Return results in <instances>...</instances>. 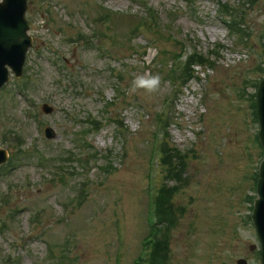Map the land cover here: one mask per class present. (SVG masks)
Segmentation results:
<instances>
[{
	"label": "rangeland",
	"instance_id": "rangeland-1",
	"mask_svg": "<svg viewBox=\"0 0 264 264\" xmlns=\"http://www.w3.org/2000/svg\"><path fill=\"white\" fill-rule=\"evenodd\" d=\"M222 1L235 8L225 20L242 26L222 23L217 0L29 1L35 50L0 91V147L11 157L0 172V264L144 258L167 177L156 148L164 124V141L189 150L160 209L171 223L165 264L260 263L246 199L261 160L250 98L264 77V0ZM147 15L157 21L133 32ZM218 46L197 80L172 85L175 55L178 71L186 55Z\"/></svg>",
	"mask_w": 264,
	"mask_h": 264
},
{
	"label": "water",
	"instance_id": "water-1",
	"mask_svg": "<svg viewBox=\"0 0 264 264\" xmlns=\"http://www.w3.org/2000/svg\"><path fill=\"white\" fill-rule=\"evenodd\" d=\"M11 2V3H10ZM7 10L0 12V88L7 81V69L9 66L17 77L21 75L25 52L31 46V40L26 37L25 31L28 26L23 20L25 0H18L15 4L12 0H6ZM17 27L10 29L9 27ZM46 112L51 109L45 108ZM256 114L260 130L259 141L263 148V160L259 167V179L257 182V196L251 216L258 240L261 245V264H264V79L260 82L256 93ZM52 130H48L47 137L54 138ZM5 153L0 152V163L5 162ZM237 264H246L244 260Z\"/></svg>",
	"mask_w": 264,
	"mask_h": 264
},
{
	"label": "trees",
	"instance_id": "trees-1",
	"mask_svg": "<svg viewBox=\"0 0 264 264\" xmlns=\"http://www.w3.org/2000/svg\"><path fill=\"white\" fill-rule=\"evenodd\" d=\"M190 58H188V62H187L188 66L189 65L191 66V65H194V64H199L200 62H202V59H200V57L193 56V57H190ZM251 103L254 105L253 96L251 97ZM174 155L177 158L178 165H180L181 168L183 169L184 166H183L182 160L185 158V155L179 153L178 151H174ZM176 189H172V190L167 189V190L163 191V195L165 196V198H167V197L171 198L172 195L176 192ZM161 201H162V207H163L165 205L164 198L161 197ZM157 203H158V207H160L161 202L159 201V199H158ZM159 222H160V223H158L159 225L156 224L155 227L157 229L156 232H160L159 236H161L160 237L161 239L159 240V237L157 239L156 235L153 236L152 249H151L150 255H149L148 259H147V264H157V261H156L157 256H158V258H159V256H162V263L165 264L166 261H167V258L169 257V256H167V245H166V242L168 240V231H169V228H170L169 225H171V223L169 224L168 220L159 221ZM172 224H173V222H172ZM159 226H162L161 230H160ZM161 252H163V253H161Z\"/></svg>",
	"mask_w": 264,
	"mask_h": 264
}]
</instances>
